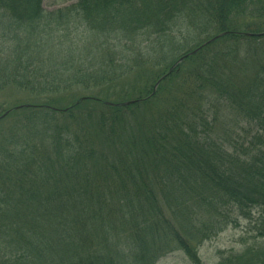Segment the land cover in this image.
Here are the masks:
<instances>
[{
    "label": "trees",
    "instance_id": "obj_1",
    "mask_svg": "<svg viewBox=\"0 0 264 264\" xmlns=\"http://www.w3.org/2000/svg\"><path fill=\"white\" fill-rule=\"evenodd\" d=\"M5 88L0 264H204L255 212L262 242L215 264H264V0H0Z\"/></svg>",
    "mask_w": 264,
    "mask_h": 264
},
{
    "label": "rangeland",
    "instance_id": "obj_2",
    "mask_svg": "<svg viewBox=\"0 0 264 264\" xmlns=\"http://www.w3.org/2000/svg\"><path fill=\"white\" fill-rule=\"evenodd\" d=\"M41 1H42V7L46 11H52L64 7L66 5H69L75 2L76 0H41ZM184 32L182 33L183 35ZM76 33L77 34H75V43L78 44L77 45L78 48L79 47L83 48V45L86 46L85 45L86 43L89 44L90 53L94 55L93 57L97 58L98 49L96 46V39L94 40L90 39V37L89 38L87 36L85 37V35H82L81 33H79L80 34L79 35L77 31ZM61 34H62L61 32L58 33V35ZM180 39H181L180 41L178 40L176 41V46L174 45V47L178 48L182 44V48L187 47L189 49V47L191 46V44H189V41L185 43V40H183L181 36ZM239 44L238 45L240 48H242V52H243L245 49L246 42H242ZM225 46H223V48H225ZM151 47L149 49L151 50L155 49ZM94 49L96 51H94ZM214 49L215 46L212 45L210 47L211 53L214 52L213 51ZM144 51H146V49ZM180 55L181 54L177 56ZM188 68H189L188 65L183 66V70H187ZM123 78H126V76L121 77V79ZM17 98L18 96L15 95L12 89L5 88L3 92L0 93V105L1 104L8 105L10 101L15 100ZM209 99L210 100H208V105L212 107V111L218 110V120L216 122L218 130L219 129L230 130L231 133L229 135L235 137V134H240V136H243V131L250 129L249 125L246 123V120L239 117L235 112H233L229 108L226 109L225 107L226 102L219 99L217 101H214L213 97H210ZM5 100H7V102ZM256 214H257L256 212L255 214H253L254 218L252 221H248L243 219L242 217H239L238 221H236L237 224L233 223L231 225H228L222 232H220L214 238L208 241H204L198 248V254L202 259V261L204 262V264H215L219 260L220 252H226L229 250L241 251L248 245H252V244L255 245L261 243L262 242L261 237H257L254 239V236L257 234V230L255 228L256 226L255 221L257 220ZM156 264H190V263L182 252L177 251L159 259Z\"/></svg>",
    "mask_w": 264,
    "mask_h": 264
},
{
    "label": "water",
    "instance_id": "obj_3",
    "mask_svg": "<svg viewBox=\"0 0 264 264\" xmlns=\"http://www.w3.org/2000/svg\"><path fill=\"white\" fill-rule=\"evenodd\" d=\"M246 35H252V34H246ZM181 59H182V58H181ZM181 59H179L178 62L181 61Z\"/></svg>",
    "mask_w": 264,
    "mask_h": 264
}]
</instances>
